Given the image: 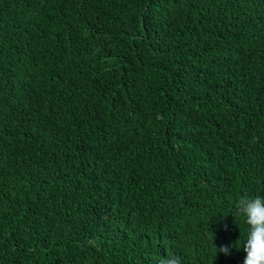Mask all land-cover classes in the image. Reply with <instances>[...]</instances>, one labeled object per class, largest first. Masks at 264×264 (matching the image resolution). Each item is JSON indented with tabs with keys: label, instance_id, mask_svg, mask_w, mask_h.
<instances>
[{
	"label": "trees",
	"instance_id": "1",
	"mask_svg": "<svg viewBox=\"0 0 264 264\" xmlns=\"http://www.w3.org/2000/svg\"><path fill=\"white\" fill-rule=\"evenodd\" d=\"M243 195L264 0H0V264H243Z\"/></svg>",
	"mask_w": 264,
	"mask_h": 264
},
{
	"label": "clouds",
	"instance_id": "2",
	"mask_svg": "<svg viewBox=\"0 0 264 264\" xmlns=\"http://www.w3.org/2000/svg\"><path fill=\"white\" fill-rule=\"evenodd\" d=\"M234 215L242 217L248 226L242 244L246 252L243 264H264V196L239 197ZM218 251L228 254L229 246H222ZM157 264H182V261L179 256L169 254L159 259Z\"/></svg>",
	"mask_w": 264,
	"mask_h": 264
}]
</instances>
